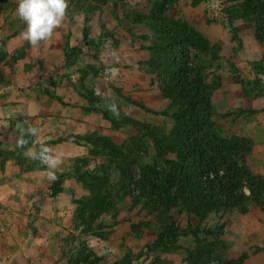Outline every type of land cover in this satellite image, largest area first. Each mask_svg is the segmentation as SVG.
I'll return each instance as SVG.
<instances>
[{"label":"rangeland","instance_id":"374dc122","mask_svg":"<svg viewBox=\"0 0 264 264\" xmlns=\"http://www.w3.org/2000/svg\"><path fill=\"white\" fill-rule=\"evenodd\" d=\"M244 1L68 0L62 25L33 48L20 35L18 0H0V264H193L186 253L195 248L191 236L179 239L182 250H148L178 209L177 201L164 202L169 186L161 185L170 169L157 150L171 148L176 122L161 91L164 78L152 67L151 10L200 35L181 36L167 69L182 59L200 74L191 75L200 85L195 109L205 112L192 136L205 148L211 135L230 140L229 156L262 186L244 214H210L200 224L215 232L223 226L212 258L264 264V15L259 30L253 18L233 16ZM29 150L37 157L49 150L59 163L51 168L25 155ZM27 175L42 186L30 196L19 188ZM59 175L62 190L52 196ZM147 182L161 185L151 198L142 195ZM247 183L241 192L250 197ZM101 185L109 204L85 231L74 201L90 202L91 189ZM81 209L86 219L92 208ZM176 220L181 228L197 225L185 213ZM45 222L56 228L34 237ZM35 247L41 252L32 253ZM81 249L91 262L77 258Z\"/></svg>","mask_w":264,"mask_h":264},{"label":"trees","instance_id":"16d2710c","mask_svg":"<svg viewBox=\"0 0 264 264\" xmlns=\"http://www.w3.org/2000/svg\"><path fill=\"white\" fill-rule=\"evenodd\" d=\"M170 1L172 3L175 0ZM196 1L194 0V2ZM153 7L154 10L159 9V6L156 4ZM239 8L236 15L233 14V16L241 15L253 18L255 26L259 30L262 22L259 20V13H263L264 15V0H245ZM150 12L152 13L148 17V20L157 42L155 47L150 48L154 56L152 57V67L155 68L160 77L164 78V81L161 83V91L170 100L168 110L172 111L171 116L176 122L173 130L175 142L171 145V148L166 151L157 150L161 157L160 161L170 169L169 172H164L163 181H165L161 185L165 187V184H168L169 186L165 187L166 195L164 202L167 201L166 199L172 202L177 201L176 205L178 209L173 216H169L163 221L160 232L155 238L154 246H148V250H159L167 247L182 250L178 246L179 239L191 236L194 239L195 248L193 250H186V253L188 258L193 260V264H220L216 256L212 258V254H214V245L218 243L217 236L220 234L219 229L221 230L223 226H219L217 232H215L208 227H201L200 224L204 223L210 214L224 215L232 211L244 214L249 202H257L256 198L259 196L257 193H260L257 187L262 186L250 175L247 168L237 165L235 158L229 156L233 146H235L230 140L211 135V141L207 143L208 148H205L197 143L195 137L192 136L191 132L197 130L196 128L200 131L198 122H200V118L204 116L203 113L205 112H198L195 109L197 107V100L201 98L199 97L200 85L196 79L193 80L191 78V75L194 74L199 78L200 74L196 73L195 69L188 68L187 63L182 59L180 62H175L170 73H168L167 69L169 70L170 62H174L175 46L180 47L183 44L181 43V36L183 38V35L188 34L196 37H200V35L193 28L188 27L179 20H167L166 18L164 20L159 17L160 13L154 14L152 10ZM158 62H162L163 64L160 65ZM159 65L162 69H159ZM166 75L168 76V81H166ZM190 79L191 81H189ZM199 101L198 103L204 108L205 105H208V96L206 99H203L205 105ZM137 107L154 115L166 114L163 111L156 113L141 105H137ZM126 119L128 121L131 120L127 117ZM207 132H203V135L206 136ZM207 134L209 135V133ZM148 135L153 136L152 133H148ZM170 155L175 157L174 160L171 159ZM62 178L64 179L65 177L59 175L52 182L49 188L52 196H56L61 192ZM249 179L252 181L250 182ZM245 180L248 181L247 184L251 191L252 196L250 197H246L241 192V187L245 183ZM140 183L143 184V181H140ZM161 185H151L147 182L148 187H143L141 190L142 195L149 198L153 197L154 190L161 187ZM101 188H104V186L101 185L91 189L92 200L90 202H87L84 198L74 201L78 208H80L75 213L79 215L80 222L88 227L85 231L90 228V225L96 221L99 217L98 215L102 214L104 208L109 204L108 192ZM260 198H263L262 195ZM85 203L87 204L82 206ZM90 207L92 211L84 219L81 208L87 210ZM184 213L194 218L197 221V225L192 226L188 223L185 228H181L176 219ZM85 231L82 233H86ZM77 258L91 262L89 261L90 255L86 254L84 249L78 252ZM240 261L241 259L239 261H231V264H240ZM226 263L229 264L228 262Z\"/></svg>","mask_w":264,"mask_h":264},{"label":"clouds","instance_id":"9594fccd","mask_svg":"<svg viewBox=\"0 0 264 264\" xmlns=\"http://www.w3.org/2000/svg\"><path fill=\"white\" fill-rule=\"evenodd\" d=\"M69 8L68 0H18L16 9L17 16L25 24L21 37L27 41L33 48L38 47L42 42L49 41L55 30L64 22ZM113 111H115L113 109ZM33 135L37 129L29 130ZM24 141L21 140V144ZM49 150L41 152L39 157L29 150L25 155L36 159L39 158L42 163L55 168L59 160L47 154Z\"/></svg>","mask_w":264,"mask_h":264},{"label":"crops","instance_id":"0c3cea01","mask_svg":"<svg viewBox=\"0 0 264 264\" xmlns=\"http://www.w3.org/2000/svg\"><path fill=\"white\" fill-rule=\"evenodd\" d=\"M2 108V107H1ZM0 124H3L4 125V121L2 120V119H0ZM18 176V175H17ZM28 176V175H27ZM20 179H22L24 182H26L27 183V185L25 186V187H22V186H20L18 183H16V181H15V183L16 184H18L19 185V188L21 189V188H23L24 190H27V191H25V192H27V194L30 196V193L31 192H34L35 190H37V189H40L42 186H40L39 184V180L36 178V177H33V176H28L26 179H24V178H21L20 177ZM7 187H6V189L7 190H9V189H11L12 191H13V189H14V187L12 186V184L10 183H7V185H6ZM10 197V196H9ZM27 198H29V197H27ZM1 199V198H0ZM31 199H33V197L31 198ZM30 202H32V201H29V204H30ZM18 204L19 205H23V206H25L26 204H24V203H20V202H18ZM59 206H64V204H62V205H59ZM59 215H55L53 218H58L59 219ZM52 226L53 225H51L50 223H46L45 222V225L44 226H40L39 225V228H35V230H34V237H39V236H42V235H44L46 232H47V230L49 231V232H51L52 231ZM57 226V225H56ZM54 228H56L55 226H53ZM40 232H42L43 234H39ZM64 232V231H63ZM33 233V232H32ZM28 235V234H27ZM27 237V236H26ZM31 251H33L32 253H40L41 252V250L40 249H38L37 247H35V249H33V250H31Z\"/></svg>","mask_w":264,"mask_h":264}]
</instances>
